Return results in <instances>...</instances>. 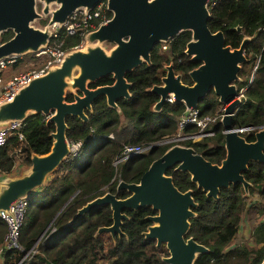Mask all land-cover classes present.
Listing matches in <instances>:
<instances>
[{
	"label": "trees",
	"instance_id": "16d2710c",
	"mask_svg": "<svg viewBox=\"0 0 264 264\" xmlns=\"http://www.w3.org/2000/svg\"><path fill=\"white\" fill-rule=\"evenodd\" d=\"M212 1L208 4V29L211 32L220 30L224 44L230 48L238 47L243 37L249 38L244 45L245 61L241 63L235 81L236 88H243V92L231 116V125L258 129L264 125V0ZM11 35L10 30L3 31L0 42ZM189 39L190 32L185 30L152 46L149 64L143 62L125 74L130 83V97L116 100L118 111L106 105L104 97L99 96L92 102L91 109L84 111L85 122L75 116L65 118V137L69 143H79V152L76 157L61 161L29 198L19 234L22 250L4 251L0 254V264H16L19 260V264H165L161 261L167 255L165 247H155L154 240L144 239L141 234L150 223L145 217L153 214L148 206L124 210L127 218L120 223L123 235L113 238L104 232L95 234L98 227L111 224L108 205L97 206L75 221H68L85 202L106 191L118 198L125 197L128 194L125 190H115L117 181L137 182L148 164L174 144L153 146L175 135L177 119L185 107L181 102L166 101L158 111H153L151 108L157 96L149 89L160 83L165 71L163 67L168 63L172 64L182 83L190 84L187 72L197 63L191 62L183 53ZM81 41V36L76 33L57 32L56 42H60V48L64 50H71ZM48 44H52V38ZM111 82L110 75H106L89 87ZM65 99L70 101L72 97L66 93ZM219 106L212 90L196 105L201 115L212 114ZM211 129L210 136L194 141L182 140L179 144L191 147L204 159L218 164L224 157L220 122ZM52 130L53 125L45 123L43 115L28 114L21 124L22 139L11 136L0 147V176L12 174L15 154L27 167L31 153H47ZM195 131L193 125H188L181 132ZM240 134L247 141L253 140L252 131ZM126 145L151 146L114 164ZM166 174L179 191L192 190L196 203L187 236L208 251L198 254L192 264H257L261 260L264 249V162L252 161L242 173L249 183L247 192L241 184H230L219 189L216 199L197 189L190 182L188 173L169 168ZM252 211L262 218L251 227V245H232L242 214H252ZM4 230L0 221V242ZM30 249L32 251L23 257Z\"/></svg>",
	"mask_w": 264,
	"mask_h": 264
},
{
	"label": "water",
	"instance_id": "95a60500",
	"mask_svg": "<svg viewBox=\"0 0 264 264\" xmlns=\"http://www.w3.org/2000/svg\"><path fill=\"white\" fill-rule=\"evenodd\" d=\"M35 1L0 0V33L12 32L11 37L0 42V59L37 51L48 42V26H60L74 9L88 10L100 0H37L43 3L42 14H49L42 30L31 25L40 17L34 8ZM105 3L110 18L85 34L83 49L67 51L59 65L31 78L9 101L0 103V125L23 121L32 113L43 115L45 123L53 125L48 152L31 153L30 164L19 175L0 178V210L7 211L19 198L29 199L59 163L69 158L70 145L65 137L67 116L85 122L84 111H89L99 96L104 97L106 105L118 111L116 100L130 97V83L125 74L143 62L149 64V51L154 44L166 42L188 30L190 39L183 53L197 63L187 72L190 84L182 83L172 64H166L160 83L149 89L157 96L151 109L158 111L167 96L172 102H181L185 109L195 108L212 90L223 106L219 122L224 157L218 164L211 163L191 147L174 143L148 164L137 182L117 181L115 190H125L128 193L125 197L118 198L106 191L79 207L68 223L97 206L108 205L111 224L98 227L95 234L104 232L113 238L123 235L120 223L127 218L124 210L148 206L153 214L145 217L150 223L141 233L144 239L154 240L155 247H165L167 255L161 258L163 263L192 264L198 254L208 251L187 236L196 203L192 190L179 191L166 170L172 168L188 173L190 182L213 199L220 188L230 184H241L247 192L249 183L242 173L250 162H264V125L258 129L248 126L253 130V140L247 141L240 134V128L233 127L230 120L240 103L235 81L245 61L244 45L249 38L243 37L236 48L225 45L222 32H211L207 27L208 0H105ZM50 4L55 7L50 9ZM104 42L112 43L108 51L100 46ZM106 75L112 79L110 84L89 87ZM66 93L72 100L65 99ZM257 264H264V249Z\"/></svg>",
	"mask_w": 264,
	"mask_h": 264
},
{
	"label": "built area",
	"instance_id": "2783aa9c",
	"mask_svg": "<svg viewBox=\"0 0 264 264\" xmlns=\"http://www.w3.org/2000/svg\"><path fill=\"white\" fill-rule=\"evenodd\" d=\"M213 3L212 0H208V4ZM109 10L106 7L105 0H100L94 7L84 10L82 7L74 9L65 19V21L57 26L56 24L50 25L55 27L50 32V38H52V44H47L40 47L37 51L33 52L35 57L45 56V60L38 67H31L25 71L11 74L6 79H3L2 74L4 69L8 65H12L17 59V55H8L0 59V103L9 101L14 93L24 84H26L31 78L42 75L46 70L52 66L60 64L63 55L67 52L60 48V42H56L57 32L63 30L67 34L76 33L81 36L82 41L87 32L95 30L100 24L105 23L109 18ZM82 41L71 48L76 49L82 46ZM240 97L242 96L243 88L238 89ZM166 100L171 102V97L167 96ZM223 115V106L220 105L213 114L201 115L198 108L185 109L184 113L179 116L176 124V133L170 138H165L157 144L176 143L182 140H196L204 136H210L212 127ZM22 121H8L7 123L0 125V147L3 146L7 139L11 136H15L17 140L22 139L21 133ZM193 125L196 131L190 134H183L181 131L185 126ZM256 129V128H255ZM241 132H249L248 127H241ZM110 137V135H109ZM71 157H76L79 152V143H69ZM151 145H126L121 150V153L117 159L114 160V164L133 154L141 153L149 148ZM29 199L19 198L12 202L8 206V210H0V221L4 224V234L0 242V254L9 249L22 250L19 242L20 228L22 226L23 217L26 209V205ZM32 250H28L24 253L26 256ZM22 257V258H23ZM21 258V259H22ZM19 260L16 264H19Z\"/></svg>",
	"mask_w": 264,
	"mask_h": 264
},
{
	"label": "rangeland",
	"instance_id": "374dc122",
	"mask_svg": "<svg viewBox=\"0 0 264 264\" xmlns=\"http://www.w3.org/2000/svg\"><path fill=\"white\" fill-rule=\"evenodd\" d=\"M54 4H50L49 8L52 9L54 8ZM35 11L36 13L40 14V17L36 18L34 21H32L31 25L35 28L38 29H44V27L47 25V21L49 19V14H42L41 9L43 8V3L39 1H35ZM55 27H50L48 26L49 32L53 31ZM49 41V39H48ZM82 46L80 48L76 49H83L85 45V41L83 39L82 41ZM100 46L105 50L108 51L112 47V43L110 42H104L100 44ZM74 50V49H73ZM32 54V55H31ZM45 60V56H39L35 57L33 52H26L24 54L18 55V59L15 62L14 65H8L5 67L4 72L2 74L3 79H6L9 77L11 74H15L18 72L25 71L31 67H38L42 64V62ZM213 114V113H212ZM200 139V138H199ZM198 140V139H196ZM179 144V142H176ZM14 164H21L20 158L15 154L14 155ZM21 172V171H20ZM19 175V171L14 172L10 176H17ZM262 218V215H258L257 213L252 211V214L246 213L242 214L241 221H240V229H238L236 235L234 236L233 240L231 241L232 245H241V244H246V245H251L250 243V230L251 227L260 219Z\"/></svg>",
	"mask_w": 264,
	"mask_h": 264
},
{
	"label": "crops",
	"instance_id": "0c3cea01",
	"mask_svg": "<svg viewBox=\"0 0 264 264\" xmlns=\"http://www.w3.org/2000/svg\"><path fill=\"white\" fill-rule=\"evenodd\" d=\"M25 168H26V167L23 166L22 164H17V166H16V164H14L12 174H13L14 172H17V171H21V172H22ZM21 172H19V174H20ZM12 174H9V175H1L0 178H2L3 176H10V175H12ZM35 192H36V191H35ZM35 192H34V193H35ZM239 229H240V226H239Z\"/></svg>",
	"mask_w": 264,
	"mask_h": 264
},
{
	"label": "flooded vegetation",
	"instance_id": "af4514ba",
	"mask_svg": "<svg viewBox=\"0 0 264 264\" xmlns=\"http://www.w3.org/2000/svg\"><path fill=\"white\" fill-rule=\"evenodd\" d=\"M2 33V32H1ZM12 33V32H11ZM11 37V36H10Z\"/></svg>",
	"mask_w": 264,
	"mask_h": 264
}]
</instances>
